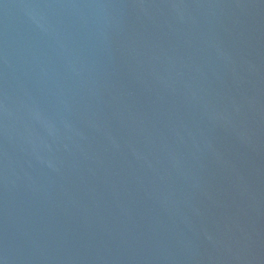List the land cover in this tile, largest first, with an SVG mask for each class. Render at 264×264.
Listing matches in <instances>:
<instances>
[{
  "label": "water",
  "instance_id": "95a60500",
  "mask_svg": "<svg viewBox=\"0 0 264 264\" xmlns=\"http://www.w3.org/2000/svg\"><path fill=\"white\" fill-rule=\"evenodd\" d=\"M0 264H264V0H0Z\"/></svg>",
  "mask_w": 264,
  "mask_h": 264
}]
</instances>
